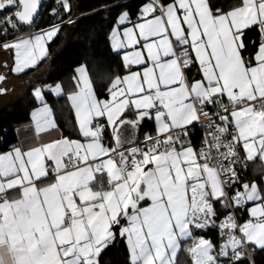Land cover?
Returning a JSON list of instances; mask_svg holds the SVG:
<instances>
[{"label":"snow or ice","instance_id":"obj_1","mask_svg":"<svg viewBox=\"0 0 264 264\" xmlns=\"http://www.w3.org/2000/svg\"><path fill=\"white\" fill-rule=\"evenodd\" d=\"M79 8L0 0V96L23 74L40 105L0 150V264H106L117 245L124 264H255L264 0L103 3L91 14L117 13L116 70L86 57L64 80H35L28 70L89 15ZM46 94L66 99V125Z\"/></svg>","mask_w":264,"mask_h":264},{"label":"trees","instance_id":"obj_2","mask_svg":"<svg viewBox=\"0 0 264 264\" xmlns=\"http://www.w3.org/2000/svg\"><path fill=\"white\" fill-rule=\"evenodd\" d=\"M114 2L115 0H78L80 5L78 11L89 15L82 17L74 28L66 29L64 34L50 44V72L41 79L49 83L64 80L71 75V70L76 64L83 62L86 57L90 62L107 61L112 65L113 70H116L118 58L111 52L107 37L117 13L101 11L99 14H91L92 10L99 8L101 4ZM221 2L226 4L229 0H221ZM127 3L135 11L138 0H130ZM47 99L54 106L58 122L66 125L72 115L66 101L50 94H47ZM36 105L37 102L31 95V85H29L23 97L0 108L1 150H6L8 145L17 141L16 128L30 120L31 110ZM104 259L106 264H124L122 247L117 245ZM254 259L255 264H264V252L258 251Z\"/></svg>","mask_w":264,"mask_h":264},{"label":"crops","instance_id":"obj_3","mask_svg":"<svg viewBox=\"0 0 264 264\" xmlns=\"http://www.w3.org/2000/svg\"><path fill=\"white\" fill-rule=\"evenodd\" d=\"M6 58H7L6 55L4 53L0 52V62H2ZM50 62H51V60L49 58L41 61L40 65H39V70L35 71V72H33V70H28L29 75L33 76L35 80H40L41 78L47 76L48 73L50 72ZM28 79H29V77L25 76L23 74H21L19 76L10 75V78L7 81V85H6L10 89V91L7 95L0 96V108L7 106V105H10L11 103H14L16 100H18L19 98L23 97L26 94L28 87L30 85V83L28 82ZM46 99H47V94H46ZM64 100L66 101V99H64ZM65 103L67 104V101ZM49 104L54 109V106L51 103H49ZM37 107H40L38 102L34 108H37ZM33 109L31 110V113H32ZM54 112L56 114L55 109H54ZM31 113H30V120L28 122L22 124V125H19L16 128L17 139H19L20 136H22V135L28 134L26 131V127L31 124ZM56 118H57V115H56ZM17 130L20 131L19 136H18Z\"/></svg>","mask_w":264,"mask_h":264},{"label":"built area","instance_id":"obj_4","mask_svg":"<svg viewBox=\"0 0 264 264\" xmlns=\"http://www.w3.org/2000/svg\"><path fill=\"white\" fill-rule=\"evenodd\" d=\"M127 1H130V0H126V2H127Z\"/></svg>","mask_w":264,"mask_h":264}]
</instances>
